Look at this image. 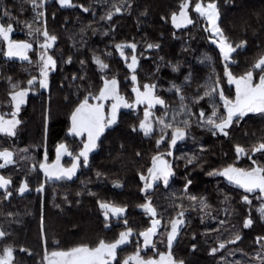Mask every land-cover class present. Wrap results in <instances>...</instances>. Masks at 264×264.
<instances>
[{
	"label": "trees",
	"instance_id": "1",
	"mask_svg": "<svg viewBox=\"0 0 264 264\" xmlns=\"http://www.w3.org/2000/svg\"><path fill=\"white\" fill-rule=\"evenodd\" d=\"M182 2L71 0L70 6L62 7L57 0H45L42 6L37 0L34 8L30 0H0V23L13 25L10 38L32 44L27 60L8 57L4 49L0 50V113L11 109L13 84L37 90L27 94L19 109L15 135L0 133V150L7 148L14 153V163L0 168V174L11 180L6 189L0 188V231L6 233L0 237V255L10 247L15 264H45L48 251L80 245L94 248L101 240L116 241L121 232L131 228L129 242L117 248L110 264H124V259L138 248L145 256L170 250L173 258L184 264H261L264 240H257L264 237V218L258 211L259 190L248 193L224 176L209 173H218L229 165L264 167V150L251 151L264 142V113L234 118L228 136H214L210 126L201 121L202 112L205 119L213 111L217 118L225 117L219 93L223 91L225 97L232 98L236 90L225 75V60L212 41V31L194 11L196 0H189L193 23L181 28L172 24V14ZM200 2L207 4L210 0ZM215 2L220 12L218 24L228 42L234 47L245 42L231 53L227 63L232 75H244L264 56V0ZM116 7L121 11L115 12ZM5 11L9 15H4ZM109 12L113 13L110 20ZM45 27L57 37L47 50L56 67L48 76V87L42 88L35 38L44 42L40 33ZM133 43L138 60L135 85L127 67L133 50L124 48L122 57L115 47ZM148 44L158 47L150 49ZM94 56L109 67L101 71ZM261 73L255 69V82ZM34 76L36 82L29 86L27 81ZM104 78H115L121 96L135 106L120 109L116 123L98 138L88 164L81 162L72 179L45 178L37 166L44 155L47 161H54L58 146L64 144L72 153L63 158L68 166L82 150L84 137L69 133L71 116L86 96L92 98L100 92ZM217 81V91L205 96ZM146 83L156 86L155 95L163 105L148 109L147 103H136L132 89H143ZM146 109L153 127L148 136L139 130ZM161 119L172 127L165 128L158 122ZM177 127L185 129V136L171 146ZM236 145L245 148L246 154L238 157ZM154 156L170 160L173 175L167 184L155 182L142 192L144 181L140 177L148 174ZM193 157L196 159L188 163ZM22 182L28 184L23 194L18 191ZM41 185L43 190L37 191ZM9 192L11 195H7ZM193 196L195 201L190 199ZM244 196L250 203L243 200ZM201 199L206 207L200 204ZM148 200L161 224L152 237L153 244L145 247L139 233L150 226L151 219L140 205ZM98 202L124 207L125 212L120 216L109 214L105 219ZM180 212L185 223L169 249L170 221ZM245 218L253 221L248 228L243 227ZM237 234L241 239L230 243ZM220 243L225 247L219 248ZM213 247L218 248L214 254Z\"/></svg>",
	"mask_w": 264,
	"mask_h": 264
},
{
	"label": "snow or ice",
	"instance_id": "2",
	"mask_svg": "<svg viewBox=\"0 0 264 264\" xmlns=\"http://www.w3.org/2000/svg\"><path fill=\"white\" fill-rule=\"evenodd\" d=\"M33 7H37V0H30ZM45 0H39L40 6L43 5ZM57 2L63 6H70L71 0H57ZM189 0H183L180 4L179 12V21L176 13L172 14V23L176 27H181L182 24H192L193 21L188 15ZM84 11H88L87 8H84ZM121 8L116 7L115 12H120ZM194 11L198 13L201 17H204L208 23L210 30L213 35L218 36V40H213V43H216L219 47L220 53L225 61L229 60L230 54L235 52L237 48L243 47L245 42H241L240 45L233 47L231 43L228 42L227 37H225L223 30L219 27L218 21L220 18V12L215 0H210L206 5L202 4L200 0H196ZM4 15H9L7 11L4 12ZM39 15H43L40 13ZM113 13L109 12L107 18L110 20ZM13 31V25L9 23L5 26L3 23H0V38L8 43V51L5 53L8 57H19L21 59L27 60V51L32 48V44L25 41H12L10 40L9 34ZM37 32H40L39 29H36ZM29 34H32L31 26H29ZM44 42L40 44V48L43 51L40 54V77L39 84L42 88L48 87V74L50 70H54L56 67V62L52 56L47 55V50L53 47V43L56 41L57 37L55 35H50L47 31V28L40 33ZM117 51L120 52V55L124 57V48L128 47L133 50V55L131 56V62L127 63V58L125 57L128 69L133 73L131 75V80L133 84H136L137 77L135 75V70L137 68L138 60L135 55L136 44H116ZM148 48L158 47V45L148 44ZM69 58V62H70ZM206 59H208L206 57ZM95 63L99 66L101 71L107 69L109 66L102 61L99 56H94ZM83 63V62H82ZM253 69H260L264 73V56H261L256 63L253 65ZM176 70L175 68L173 69ZM225 75L228 77V82L234 83L236 86V99L231 101L224 96L223 91H220V99L224 101V108L226 109L227 115L222 118H217L216 111H213L211 116H208L205 119V114L202 112L200 114L201 121L210 126L212 134L215 136L218 133L228 136V129L234 122L235 119H242L247 113H264V74L260 75L259 82L255 83L253 81V70H249L243 76L234 77L232 73L228 70L227 64L225 66ZM10 79V78H9ZM36 77L28 80L27 83L29 86L33 85L36 82ZM155 85L154 84H144L143 91H140L138 87H133L132 91L136 93V103H147L148 109H151L155 105H163L164 101L157 95H155ZM175 87V86H174ZM219 87V81L216 82V87L212 88L211 91H206L205 96L211 95L213 92H216ZM13 91L9 93L11 100L14 102V111L12 112V119H5L3 116H0V133H5L9 136L15 135V129L17 125L20 124V121L16 119V114L19 112L20 105L24 103V98L27 96L30 88H21L17 84L12 85ZM19 89V90H16ZM177 92H180V89H176ZM108 97H113L116 99L117 103L112 105L111 115L107 118L105 123V117L102 111V105H90L88 103L89 97L86 96L80 105L73 111L71 120L72 127L70 128V133L75 135H80L82 132H87L88 140L84 144L83 149L79 152L78 155L73 156V163L69 168H62L59 166L60 156L67 153L72 155L68 151V148L64 144H60L57 148V161L54 165H47L45 163L40 164V168L44 171L47 179H72L76 174L79 167L80 157L83 158V163L88 164L89 153L97 147V139L104 131L105 127L110 126L116 122V111L120 106L123 107H134L135 105L128 104L123 97L119 96L117 93V80L115 78L104 80V87L100 89L99 97L97 99H105ZM183 99V97H181ZM146 109L144 112V120L140 121L139 130L144 133L145 136H148L152 133L153 127L149 121L151 115L150 111ZM219 119V122L217 120ZM160 124H163L165 128L172 127L171 124H166L162 119L158 121ZM185 127L188 125V121H184ZM136 130L135 128L133 129ZM185 136L184 128H175L172 132V144H175L177 140L182 139ZM163 139V137H161ZM159 144L160 141L158 140ZM264 150V142L259 143L258 146L253 147L251 151L258 152ZM235 151L239 157L241 154H246V149L240 145L235 146ZM171 155V153H168ZM14 153L7 148L0 150V160L3 163H0V168L5 167L7 164L14 163L13 160ZM196 159L193 157L189 159L188 163H192ZM153 166L148 169L150 179L141 175V180L145 181L144 187L141 189L142 192H146L148 189L152 188L153 182L157 180H163L167 184L170 176L173 175L171 165L162 156H154L152 158ZM255 164V161H253ZM99 175V173H98ZM209 175H222L228 179L230 183H234L240 188H243L246 192L252 193L256 190H259L261 195H264V167L255 166L250 170H245L241 168L233 167L229 165L220 172L209 173ZM189 184L191 181L188 182ZM11 184L10 179H5L3 176H0V188L6 189L7 186ZM187 187V186H186ZM28 189V184L22 182L18 191L23 194ZM43 185L37 189V191H42ZM11 195V193H7ZM191 200L195 201L196 197H190ZM245 202L250 203L247 196L243 197ZM99 207L104 210L105 219L109 217V214L112 216H120L125 212L124 207L117 206L113 203L108 202H98ZM202 207H206L203 199L200 200ZM141 208L145 211L146 214L151 219L150 226L139 233L143 237L144 246L147 247L153 244L152 237L155 235L158 226L161 224V220L157 219V210L152 206L150 200L146 201L144 204L140 205ZM260 215L264 218V206L259 210ZM183 212L178 213L176 218H173L170 221L171 230L167 234L168 246L171 249L172 243L177 236L180 226H182L185 221L183 220ZM127 223V221H125ZM223 224L224 222L221 221ZM253 221L251 218H245L243 222V227L248 228L252 225ZM133 234V230L128 228L126 231H123L119 234V238L113 243H106L104 240L99 241L98 245L94 248H90L87 245H80L77 247H72L67 251H58L51 253L52 259L49 260V257L46 255L45 260L49 261V264H109L111 259H114L116 256V250L118 246L126 243L129 237ZM6 233L0 231V237L5 236ZM241 237L237 234L234 240L229 241L230 243H235L240 240ZM264 240V237H259L257 242ZM195 249V245L192 246ZM225 243H220L219 248H224ZM139 248L137 252L128 257L124 264H129V261H134L135 264H177L171 256V252L167 256L160 254V260L156 261L153 259L144 260L139 256ZM218 251V248L213 247L211 253ZM0 264H12V249L10 247H5L3 249V255H0ZM178 264H184L183 261H179ZM239 264V262H237ZM261 264H264V259L261 260Z\"/></svg>",
	"mask_w": 264,
	"mask_h": 264
},
{
	"label": "rangeland",
	"instance_id": "3",
	"mask_svg": "<svg viewBox=\"0 0 264 264\" xmlns=\"http://www.w3.org/2000/svg\"><path fill=\"white\" fill-rule=\"evenodd\" d=\"M204 5H206V4H204ZM179 12H180V9L177 11V12H175L176 14H177V17H178V22H180L179 21ZM188 15H189V17H190V19L192 20V18H191V16H190V13H189V10H188ZM171 21H172V17H171ZM193 21V20H192ZM202 21L204 22V24L205 25H207L208 26V23H207V21H206V19L204 18V17H202ZM173 24V23H172ZM174 25V24H173ZM187 25H190V24H182V26L181 27H185V26H187ZM175 26V25H174ZM176 27V26H175ZM181 27H176V28H181ZM10 35V34H9ZM10 37V36H9ZM216 38H217V40L219 39V37L218 36H215ZM10 40H12V41H15V40H13V39H11L10 38ZM35 43H36V57H37V64H38V68H39V75H38V77L41 79V77H40V66H41V61H40V54H41V52L43 51V49H41L40 48V44H42V42L40 41V39L38 38V36L35 38ZM234 47V46H233ZM1 49H4L5 50V53L8 51V43L6 42V41H4L2 38H0V50ZM28 54H29V52L27 51V57H28ZM47 55H50V53L47 51ZM51 56V55H50ZM125 56V55H124ZM17 58H19V57H17ZM53 58V57H52ZM54 59V58H53ZM131 62V58H130V61H129V63ZM229 62V60L228 61H225V64H227ZM253 70V81L255 82V79H256V76H255V69H252ZM53 70H50L49 71V74L52 72ZM256 71H261L260 69H256ZM49 74H48V76H49ZM261 74H264V73H261ZM234 77H240V76H235V75H233ZM241 76H243V75H241ZM259 78H260V76L258 77V80L255 82V83H258L259 82ZM48 79V78H47ZM105 79H108V80H111V79H113V78H104L103 79V86L102 87H104V80ZM227 79H228V77H227ZM118 83V82H117ZM230 84V83H229ZM231 85H233L234 86V88H235V90H236V86H235V84L234 83H231ZM28 88H30V87H28ZM140 89V91H143V89H141V88H139ZM37 90H32L31 91V89L28 91V93L29 92H36ZM100 93V92H99ZM99 93L96 95V96H93L92 98H89L88 99V103L90 104V105H96V104H100V105H102V111H103V115H104V117H105V123L107 122V118H109L110 117V115H111V110H112V105L114 104V103H117V101H116V99H114L113 97H108V98H105V99H102V100H100V99H97V97H99ZM117 93H118V95L119 96H121L120 95V92H119V89H118V84H117ZM121 97H123V96H121ZM124 98V97H123ZM227 98V97H226ZM227 99H229V100H231V101H235V99H236V94H235V96L234 97H232V98H227ZM25 100H26V97L24 98V103H25ZM124 100L128 103V104H130L131 105V103L129 102V101H127L125 98H124ZM23 103V104H24ZM9 104H10V106H11V109L8 111V112H6V113H0V116H3L5 119H12L13 117H12V112L15 110L14 109V102L12 101V100H10V102H9ZM23 104H21L20 105V107L23 105ZM80 105V104H79ZM78 105V106H79ZM127 108H130V107H123V106H120L118 109H117V111H116V121H117V115H118V113H119V111H120V109H127ZM16 119H18L19 120V118H18V113L16 114V117H15ZM150 118V117H149ZM20 121V120H19ZM113 125V124H112ZM111 126V125H110ZM72 127V120L70 121V128ZM107 127H109V126H107ZM107 127H105V129L107 128ZM70 128H69V130H70ZM104 129V130H105ZM70 132V131H69ZM80 135H84L83 137H85V140H86V142L85 143H87V140H88V136H87V132H82ZM79 136V135H78ZM100 137V136H99ZM183 139V138H182ZM179 140H181V139H179ZM179 140H177V141H179ZM172 141V140H171ZM96 143H97V141H96ZM170 145L172 146V145H174V144H172L171 142H170ZM96 149V148H95ZM65 156H68V154L67 153H65V154H63V155H61L60 156V159H59V166L60 167H62V168H69V167H71V165H72V163H73V161H72V163L70 164V165H65V164H63V158L65 157ZM47 157H46V155H44V159H42L40 162H37V166H39L40 167V164L41 163H45V164H47V165H54L55 163H56V161H57V158L54 160V161H52V162H49V161H47V159H46ZM81 162H83V158L82 157H80V160H79V167H80V164H81ZM0 163H3V161L2 160H0ZM169 164H171V162H170V160H169ZM79 167H78V169H79ZM233 167H236V166H233ZM252 167H254V166H249L248 165V167L246 166V167H241V169H245V170H250ZM226 168V167H225ZM236 168H240V167H236ZM78 169H77V171H78ZM224 169V168H223ZM223 169H221V171L223 170ZM43 171V170H42ZM43 173H44V171H43ZM77 173V172H76ZM76 175V174H75ZM74 175V176H75ZM0 176H2L1 174H0ZM44 176H45V173H44ZM73 176V177H74ZM145 177L146 178H148V179H150V175H149V173L147 174V175H145ZM5 178V177H4ZM45 178H46V176H45ZM5 179H7V178H5ZM225 179L226 180H228L226 177H225ZM159 181H161V182H164L162 179L161 180H157V181H154L153 183H155V182H159ZM144 183H145V181H144ZM165 183V182H164ZM28 190V189H27ZM26 190V191H27ZM259 198H260V200H261V202H260V205L258 206V209H260L262 206H264V195H261L260 193H259V196H258ZM127 230V229H126ZM126 230H124V231H126ZM131 237V236H130ZM130 237H129V239H128V241L127 242H129V240H130ZM115 242V241H114ZM126 242V243H127ZM107 243V242H106ZM113 243V242H112ZM125 244V243H124ZM124 244H122V245H124ZM122 245H120V246H122ZM120 246H118V247H120ZM77 247V246H76ZM58 251H67V250H62V249H58V250H52V251H48V252H46L45 253V256L47 255L48 257H49V260H51L52 259V257H51V253H53V252H58ZM170 252V250H167V251H164V252H162V253H160V254H164L165 256H167L168 255V253ZM160 254L159 255H156V256H145V255H142V254H139V256H140V258H142V259H144V260H148V259H153V260H156V261H159L160 260ZM132 255H134V254H131V255H129V256H127L125 259H124V261L128 258V257H130V256H132ZM45 256H44V263L45 264H49V261L48 260H45ZM171 256H172V254H171ZM172 258H173V256H172ZM173 260L174 261H176L174 258H173ZM112 262V259L109 261V264ZM177 262V261H176ZM12 264H15L14 262H13V256H12ZM129 264H135V262L134 261H129ZM177 264H178V262H177Z\"/></svg>",
	"mask_w": 264,
	"mask_h": 264
},
{
	"label": "crops",
	"instance_id": "4",
	"mask_svg": "<svg viewBox=\"0 0 264 264\" xmlns=\"http://www.w3.org/2000/svg\"><path fill=\"white\" fill-rule=\"evenodd\" d=\"M16 58H17V57H16ZM20 59H21V58H20ZM117 84H118V83H117ZM102 86H103V85H102ZM120 95H121V94H120ZM118 114H119V113H118ZM117 117H118V115H117ZM115 123H116V122H115ZM111 126H112V125H111ZM69 128H70V127H69ZM69 133H70V132H69ZM71 134H73V133H71ZM101 134H102V133H101ZM73 135H75V134H73ZM76 136H78V135H76ZM79 136H84V135H79ZM97 140H98V139H97ZM85 142H86V140H85V137H84V144H85ZM83 146H84V145H83ZM82 149H83V148H82ZM93 150H95V149H93ZM93 150H92V151H93ZM92 151H91V152H92ZM91 152H90V153H91ZM90 153H89V154H90Z\"/></svg>",
	"mask_w": 264,
	"mask_h": 264
},
{
	"label": "water",
	"instance_id": "5",
	"mask_svg": "<svg viewBox=\"0 0 264 264\" xmlns=\"http://www.w3.org/2000/svg\"><path fill=\"white\" fill-rule=\"evenodd\" d=\"M212 35H213V33H212ZM213 40H215V35H213V37H212V41ZM219 48V47H218ZM231 55V54H230ZM163 159H165V158H163ZM166 160V159H165Z\"/></svg>",
	"mask_w": 264,
	"mask_h": 264
}]
</instances>
